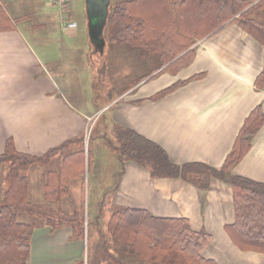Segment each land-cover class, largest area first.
<instances>
[{"label":"crops","instance_id":"crops-1","mask_svg":"<svg viewBox=\"0 0 264 264\" xmlns=\"http://www.w3.org/2000/svg\"><path fill=\"white\" fill-rule=\"evenodd\" d=\"M0 6L7 17V27L0 29V153L8 137H12L18 151L34 156L72 141L74 131L64 124L63 115L74 113L65 109L61 100L56 77L60 72L67 74L68 82L75 78L81 91L77 93L89 116L107 112V119L115 126L131 128L159 145L179 165L201 162L220 168L245 117L256 105L264 111V87L255 84L264 67V45L231 19L208 34L191 30L193 43L165 63L166 54L151 44L145 50L120 43L132 59L130 70L112 67L113 71L102 77L111 86L98 85L107 91L102 93L92 85L88 70L96 57L92 42L90 49L52 48L59 43L52 36L61 29L68 28L71 38L82 36L76 21L67 27L69 19L61 17L51 0H0ZM75 9L69 0L68 17ZM85 19L88 33L86 14ZM28 35L35 45L43 44L40 41L44 38L50 44H43L46 49L37 46V53ZM104 39L103 52L97 54L103 55L109 47L110 56H115L117 43L110 34ZM188 50L191 59L184 55ZM118 55L123 59L122 54ZM181 56L186 63L173 72L164 69ZM63 57L70 66L80 69L77 75L68 70L61 61ZM49 66L51 80L47 75ZM171 85H175L173 90L151 99ZM118 86V91H110ZM92 97L98 99L97 108H93ZM72 153L66 163L74 161L76 155ZM57 157V153L48 157L49 163ZM231 174L264 183V123L254 134L248 151L231 168ZM111 202L115 208L144 209L155 217L186 218L192 230H204L211 236L201 255L216 264H264V252L242 250L230 235L235 210L232 188L226 180L212 177L209 189L203 190L182 178L152 176L140 164L122 161Z\"/></svg>","mask_w":264,"mask_h":264},{"label":"trees","instance_id":"trees-1","mask_svg":"<svg viewBox=\"0 0 264 264\" xmlns=\"http://www.w3.org/2000/svg\"><path fill=\"white\" fill-rule=\"evenodd\" d=\"M253 1L118 0L109 5L104 28L109 27L113 41L129 47L147 50L151 44L166 54L163 63L193 43L191 30L197 29L199 35L215 32L235 14L230 21L236 22L264 45V20L252 15L264 0L245 8ZM6 21L0 6V29L7 27ZM153 34L156 39L150 37ZM184 55L189 59L192 57L190 50ZM182 57L164 69L175 71L186 63ZM255 84L264 87V67ZM174 87H167L151 99L161 97ZM263 123L264 111L256 105L245 117L220 168L201 162L175 164L159 145L123 126L116 127L118 154L124 162L131 160L147 168L152 176L179 177L203 190L209 189L212 177L226 180L232 188L235 210L234 223L229 227L233 241L242 250L264 252V183L231 174V168L248 151L254 134ZM61 145L50 148L46 153L57 151ZM79 153H72L76 155L75 160ZM68 156H62L58 168L47 172L45 201L67 196L66 187L77 178L79 168L75 161L73 168H64ZM41 159V156L18 151L12 137L4 142L0 163L9 160L10 167L6 174L7 189L0 195V264H28L30 260L29 240L34 223L19 220L20 213L41 217L52 227L71 225L76 233L81 232V226L77 230L79 225L75 223L74 214H67L60 207L56 213H48L29 200L27 178L19 173V167ZM107 226L110 239L119 243L124 254L135 257L124 264H216L201 255L211 236L204 230H192L186 218L155 217L144 209L122 207L111 214ZM81 263L76 261L74 264Z\"/></svg>","mask_w":264,"mask_h":264},{"label":"rangeland","instance_id":"rangeland-1","mask_svg":"<svg viewBox=\"0 0 264 264\" xmlns=\"http://www.w3.org/2000/svg\"><path fill=\"white\" fill-rule=\"evenodd\" d=\"M116 1L110 0V3ZM256 2L258 0H254L245 8ZM72 4L76 6V9L70 11L68 19L72 22H77L82 36L71 38L68 34V28L65 30L61 29L55 34L56 36H52L55 41L59 42L57 47H52L54 51H63L70 48L90 49L88 47L90 41L86 32L85 0H72ZM51 12L52 9L49 14ZM252 15L264 20V3L254 9ZM234 16L230 17V19L234 18ZM108 28L106 27L104 35L110 33ZM56 29L57 27L54 30ZM29 38L33 44L34 51L37 49V53H39L37 46H42L46 49V46L50 44V40L44 38L40 42L46 46L43 44L35 45L33 38L30 36ZM116 43L118 50L115 56H110L112 54L109 47L103 55L94 51L93 54L96 57L91 59L94 64L92 63L88 68L91 72L89 75L92 85L102 93L107 91L98 85L111 86L109 82L105 83L102 77L113 71L112 67H118L121 71L130 70L129 65L132 59L129 58V53L124 49L126 47L123 44L121 45L120 41H116ZM91 48L94 49L92 46ZM119 53L123 55V59L118 55ZM65 60L66 58H61L68 70L77 75L80 69L70 66ZM49 68L47 75H49V80H51V66ZM56 77L65 109H70L74 113V115H63L66 119L64 124L69 125L74 131V134L70 137L72 141L61 145L57 151L48 154L45 152L46 154L41 155L42 159L39 162L29 163L25 168L23 167L24 165L20 166L19 173L27 175V184L29 185L28 198L31 202L40 205L48 213H56L60 207L65 213L74 214L76 216L75 223L79 225L77 230H79L80 226L82 228L81 232L76 233L75 228L71 225L52 227L41 217L20 213L18 215L19 220L34 223L29 240L30 260L28 264H74L76 261H81V264H124L128 260H134L135 257L124 254L119 248V243L110 239L107 226L111 214L117 209L111 202V194L118 183L122 171V160L118 154L116 136L117 126H115L114 122L107 119V112L98 111L94 115L89 116L82 97L77 93L81 91L74 83L75 78L68 82L65 78L67 74L62 72ZM119 89V86L113 87L110 91H118ZM91 102L93 108L99 106L97 98L92 97ZM76 151H80L78 158L74 159L75 163L78 164L79 171L77 172V178L72 179L69 182V187H66L68 195L56 198L53 201H45L44 194L46 189H44V183L47 172L51 169H56L61 164L62 156ZM54 153H57L59 157H57L56 161L53 160L49 163L48 157H52ZM74 161L72 163L64 162V168H73ZM9 167V160H4L0 163V195L8 186L6 174ZM43 177L44 183L42 186ZM42 189L43 194H41Z\"/></svg>","mask_w":264,"mask_h":264},{"label":"water","instance_id":"water-1","mask_svg":"<svg viewBox=\"0 0 264 264\" xmlns=\"http://www.w3.org/2000/svg\"><path fill=\"white\" fill-rule=\"evenodd\" d=\"M110 0H85L88 19L89 40L93 44V52L102 53L104 49V26L107 19Z\"/></svg>","mask_w":264,"mask_h":264},{"label":"built area","instance_id":"built-area-1","mask_svg":"<svg viewBox=\"0 0 264 264\" xmlns=\"http://www.w3.org/2000/svg\"><path fill=\"white\" fill-rule=\"evenodd\" d=\"M52 3L57 6L60 15L63 19H66L68 13V0H51ZM67 27L74 26V22L67 20L65 23Z\"/></svg>","mask_w":264,"mask_h":264}]
</instances>
